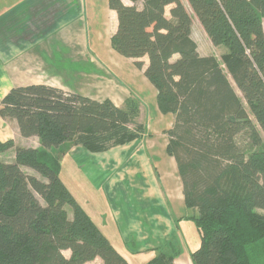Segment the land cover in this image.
Masks as SVG:
<instances>
[{"label": "trees", "instance_id": "obj_1", "mask_svg": "<svg viewBox=\"0 0 264 264\" xmlns=\"http://www.w3.org/2000/svg\"><path fill=\"white\" fill-rule=\"evenodd\" d=\"M129 1L107 0L117 15L110 45L138 59V69L147 57L143 75L157 109L173 116L166 152L177 166L185 218L200 238L192 264H264V0H186L212 44L225 49L220 59L198 53L181 0ZM0 116L39 141L32 148L0 140V153L14 150L12 160H0V264H84L96 257L129 264L59 171L72 147L102 153L141 140L147 126L140 100L128 96L117 106L28 84L0 97ZM242 132L244 148L236 141ZM177 244L163 242L145 264H175Z\"/></svg>", "mask_w": 264, "mask_h": 264}, {"label": "crops", "instance_id": "obj_2", "mask_svg": "<svg viewBox=\"0 0 264 264\" xmlns=\"http://www.w3.org/2000/svg\"><path fill=\"white\" fill-rule=\"evenodd\" d=\"M122 2L127 5L133 4L129 0H122ZM96 9L100 16V23L97 28L95 27L96 17L94 14ZM91 20L93 29L89 24V30L92 34L88 37L87 30L83 25ZM116 28L117 15L114 10L109 9L107 0H0V83L3 87L0 88V95H5L10 88L15 86L46 84L65 92L79 93L97 100L109 98L115 105L121 106L128 96L123 99L117 97L116 94H112V91L99 94L101 91L97 87L112 84L114 88L115 83L120 80L125 89L123 80L126 81L127 79L130 84H134L136 78L139 77L142 85L156 97L155 89L143 75V71L148 64L147 58L140 59L143 66L138 69L133 65V62L138 59L124 58L110 47V37L116 31ZM16 30L20 34L17 38L14 36ZM82 33L86 34L83 35ZM54 36L64 40L67 47H71L68 51L69 57L74 53L83 54V46L90 51H86L88 56L79 60L92 64L95 69L94 72H85L78 69L79 73L77 74L72 73L73 70L69 73L66 72L67 76L63 75V70L61 75L58 74V70L61 68L53 69L52 63L48 64L49 54L46 53L44 58L40 54L44 52V48L48 51L47 42ZM75 60L78 59H72L76 63ZM130 62H132L131 66H134L135 69L127 68V75L120 76L119 68L123 64L128 67ZM96 69H102L111 78H107V75L97 76ZM136 70L140 72V75L135 73ZM69 75L75 76V78L71 77V82H68ZM81 75H86V78L80 79ZM7 82L12 83L11 86H8ZM155 108L157 120L163 119L165 121L166 126L162 130H167L171 127L173 116L161 114L157 109V105ZM10 138L13 139L15 145L32 148L39 146L36 136L23 137L20 135V140ZM0 140L5 139L0 137ZM132 143L134 142L128 144ZM128 144L116 146L100 153L101 158L104 160L103 163H107V161L110 163L109 166H111L113 172L111 176L115 174L113 180L109 177V183H104L103 189L107 190L104 192L109 193L111 198L116 196L115 191L125 193L124 196H121V200H127L128 205L131 199L136 204H142L143 208L139 210L141 213L133 211L135 209L132 210L129 207L124 209L123 206L118 205L110 206L108 212L107 210L99 213L95 212L94 216H90L109 239L112 246L129 264H145L155 255L163 242L175 240L182 247L187 245L190 238L186 232L187 229L185 230V227L182 226V221L187 219L185 217L189 213L184 205L182 184L181 190L176 192L175 195H172L170 190L164 189L163 196L167 200L166 207L154 203V193L156 191L151 188L145 191L141 186V189L133 192L132 196L128 195L126 187L120 182L121 178L119 179V168L123 164V150L127 149L125 146ZM138 145H135L134 150L137 149ZM74 148L76 147H72L69 151ZM11 153L12 160L14 150ZM105 153L108 156H103ZM137 159L144 165L141 169L142 174L154 167L152 163H147L148 158L146 155H137ZM115 179L116 181H114ZM112 181L113 183H111ZM90 200L94 202L92 199H89L88 202ZM173 201L180 205V212H173ZM94 208L95 206L93 210ZM183 232L185 235H183ZM129 238L135 239L137 244H134ZM198 244L192 250L197 248ZM190 245L194 246L195 244L191 243ZM192 250L181 249V253L174 259V263L192 264L190 259ZM84 264H103V261L96 257Z\"/></svg>", "mask_w": 264, "mask_h": 264}, {"label": "rangeland", "instance_id": "obj_3", "mask_svg": "<svg viewBox=\"0 0 264 264\" xmlns=\"http://www.w3.org/2000/svg\"><path fill=\"white\" fill-rule=\"evenodd\" d=\"M184 4L186 10L192 16V27H191V38L197 44L198 53L201 56H215L217 59H220V56L224 52V48L222 46H215L210 41L209 37L207 36L206 32L201 27L197 18L193 15L188 3L186 0H181ZM137 7H141V2L135 3ZM170 6L165 8V16L170 18L169 15ZM95 17H96V24L95 27L97 28L100 23V16L95 10ZM87 16V15H86ZM85 16V17H86ZM84 17V15H83ZM83 24V22H82ZM92 28V20L88 21L83 25L87 30L88 37L91 36L92 32L90 33L89 25ZM100 28V27H99ZM93 29V28H92ZM13 34V33H11ZM15 38L19 37V33L14 32ZM83 35L86 33H82ZM110 45V44H109ZM111 47V46H110ZM47 49L44 48V52H41V57L44 58L46 53L49 54L48 57V64L51 62L52 68L58 70V74L66 75V72H71L74 74L79 73L78 69L85 72H94V68L92 64L85 63L80 61L79 59L88 56L87 52H90L82 47L83 54L74 53L70 56L68 51L71 47H67L65 45V41L61 40L58 36H54L52 39L47 42ZM79 49V48H78ZM47 54V55H48ZM146 57V56H144ZM147 58V57H146ZM75 60V62L72 61ZM173 59H175L173 57ZM148 60V59H147ZM132 62L129 63V66L126 67L124 64L121 66L120 76L127 75V68L135 69L134 66H131ZM50 69V68H49ZM75 69V70H74ZM51 71V69H50ZM106 72L102 69H96L97 76H104ZM138 75L140 72L138 70L135 71ZM67 76V75H66ZM72 78H75L73 75H69L68 82L72 81ZM144 79V77L141 75ZM86 78V75H81L80 79ZM107 78H111L107 75ZM134 84H130L129 81H124V87L121 85L120 80H118L113 88L111 84H104L103 86H98L97 89H100L99 94L109 93L118 95L117 97L125 98L126 96L133 95L137 97L141 102V119L147 126L146 134L141 138L139 141H134L132 144H128L125 147L127 149L123 150V164L119 168L121 178L120 182L123 183L125 189L128 192V195L132 196L134 193L141 189V186L145 191L149 188L156 191L154 193V203H159L160 206L166 207L167 200L163 196L164 189H168L171 191L172 195H175L176 192L181 190V181L178 176L177 166L167 152H166V143H167V136L164 133L162 128H165V121L162 119L157 120L156 116V100L154 95L151 91L145 88L142 83L139 81V77L136 78ZM145 80V79H144ZM97 82V80H96ZM8 86H11L12 83L7 82ZM152 87V86H151ZM0 88L2 89V84L0 83ZM114 90V91H113ZM1 94V93H0ZM3 96V95H0ZM102 98V97H101ZM165 116L169 114H163ZM171 115V114H170ZM171 118V116H169ZM168 119V118H167ZM168 122V120H166ZM162 130V132H161ZM0 137L3 139H8L10 137L16 138L20 140V133L16 124V121L9 117H1L0 116ZM236 141L241 148H244L248 143V134L247 132H242L236 137ZM139 144V145H138ZM135 145H138L137 149H135ZM12 150H8L6 152L0 153V160L2 161H9L11 160V153ZM100 153H92L87 151L85 148L79 146L74 148L71 151H67L62 157L60 161V171L59 175L61 180L73 194L77 202L85 208L88 215L94 216V213H99L100 211L109 210L110 206H123L124 209L127 207L131 208L133 211L141 213L139 211L143 208L142 204L134 202L132 199L130 200V204L128 205L127 200H121V196L125 193L121 191H115L116 196L111 198L109 193H105L106 189H103L104 183H109V177L113 180L115 178V174L112 175L111 166H109V161L107 163H103L104 160L101 158ZM108 156L107 153L103 154V156ZM138 156L146 155L148 158L147 163H152L154 166L151 170L146 171L144 174L141 173L142 165L138 159ZM103 163V164H102ZM108 165V166H107ZM25 172L30 173L28 170L25 169ZM39 177V175H37ZM111 181V180H110ZM116 181V179L114 180ZM113 183V181L111 182ZM105 184V186H106ZM135 189H132V188ZM139 188V189H138ZM137 189V190H136ZM120 196V197H119ZM89 199H92L94 202ZM106 200H105V198ZM39 200L42 202L41 198L38 196ZM174 198V196H173ZM175 199V198H174ZM152 205H154L152 203ZM95 206L94 210L93 207ZM180 205L173 201L172 202V210L173 212H180ZM146 210V208H144ZM71 216V215H70ZM188 225V227H187ZM182 226L187 229V234L190 238V241H187V245L181 246L180 243L177 245L183 250H192L197 243H199V234L196 230L194 223L190 219H186L182 221ZM183 235L185 233L183 232ZM134 244H137L135 239L129 238ZM194 243L195 245H190ZM65 256L70 255V251L66 250L63 251Z\"/></svg>", "mask_w": 264, "mask_h": 264}]
</instances>
